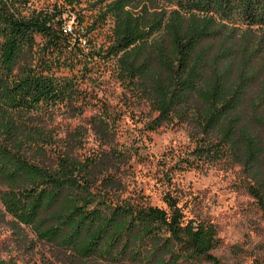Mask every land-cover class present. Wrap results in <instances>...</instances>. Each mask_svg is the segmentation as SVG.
Instances as JSON below:
<instances>
[{
  "label": "trees",
  "instance_id": "1",
  "mask_svg": "<svg viewBox=\"0 0 264 264\" xmlns=\"http://www.w3.org/2000/svg\"><path fill=\"white\" fill-rule=\"evenodd\" d=\"M82 4L92 17L66 33V8ZM29 8L0 0V221L11 218L72 264H223L216 226L186 220L174 195L164 196L167 209L116 200L121 182L97 184L101 160L47 166L7 140L24 131L14 115L72 102L113 65L156 112L150 130L196 128V147L175 168L239 166L264 218V0H57L24 15ZM108 23L98 43L92 34Z\"/></svg>",
  "mask_w": 264,
  "mask_h": 264
},
{
  "label": "rangeland",
  "instance_id": "2",
  "mask_svg": "<svg viewBox=\"0 0 264 264\" xmlns=\"http://www.w3.org/2000/svg\"><path fill=\"white\" fill-rule=\"evenodd\" d=\"M56 2L29 0L31 8L25 13L52 9ZM92 15L87 4H82L66 8L64 18L75 27L76 19L89 21ZM111 27L108 23L104 32L92 35L102 43ZM80 89L72 102L41 105L29 114L14 115L24 131L22 138L7 140L8 145L47 166L68 156L101 160L97 184L105 177L121 182L119 190L111 192L114 199L167 209L164 196L170 193L178 199L186 220L216 226L222 246L214 253L223 264H264V218L247 192L248 180L239 166L224 159L199 169L175 168L196 147V128L172 121L150 130L148 123L156 112L113 65ZM99 121H105L110 131L103 132ZM1 212L5 208L0 200ZM6 221H0V260L72 264L29 229L16 228L9 217ZM88 264L105 263L93 260Z\"/></svg>",
  "mask_w": 264,
  "mask_h": 264
},
{
  "label": "built area",
  "instance_id": "3",
  "mask_svg": "<svg viewBox=\"0 0 264 264\" xmlns=\"http://www.w3.org/2000/svg\"><path fill=\"white\" fill-rule=\"evenodd\" d=\"M31 8V7H30ZM29 8V9H30ZM25 11L26 10H23V14L24 15H26V16H30L31 14H27V13H25ZM65 32L66 33H72L73 32V27H72V25H69V24H66V26H65Z\"/></svg>",
  "mask_w": 264,
  "mask_h": 264
}]
</instances>
